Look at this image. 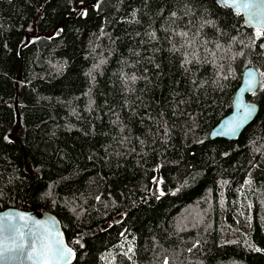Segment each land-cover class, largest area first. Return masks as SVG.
Listing matches in <instances>:
<instances>
[{
  "label": "trees",
  "instance_id": "trees-1",
  "mask_svg": "<svg viewBox=\"0 0 264 264\" xmlns=\"http://www.w3.org/2000/svg\"><path fill=\"white\" fill-rule=\"evenodd\" d=\"M248 67L258 117L211 140ZM8 209L74 264H264V33L215 0H0Z\"/></svg>",
  "mask_w": 264,
  "mask_h": 264
},
{
  "label": "water",
  "instance_id": "water-1",
  "mask_svg": "<svg viewBox=\"0 0 264 264\" xmlns=\"http://www.w3.org/2000/svg\"><path fill=\"white\" fill-rule=\"evenodd\" d=\"M219 6L231 10L234 15L242 16L244 26L253 30L256 34L264 33V0H215ZM249 3L251 7L244 8L243 4ZM251 80V87L249 81ZM261 77L259 71L254 67H248L242 78V83L237 90L233 111L225 117L210 133L211 140L223 139L227 141H238L243 132L256 120L259 115V106L248 100V96L254 95L260 88ZM241 103L251 106L253 111L250 116L244 118L241 112ZM242 120V123L234 131H228L227 125L232 121ZM24 217V219H20ZM7 218V219H6ZM14 225L23 232V238L17 239L16 243H23V255L7 253V258L0 257V264H74L77 252L72 248L66 238L60 220L49 212L23 211L8 209L0 212V228L8 224ZM5 243L11 244L8 232H0V248ZM35 243V253L32 259H28V252L32 251ZM51 252L46 255L48 249ZM57 248L70 249L64 257L53 255ZM16 257V258H12Z\"/></svg>",
  "mask_w": 264,
  "mask_h": 264
},
{
  "label": "snow or ice",
  "instance_id": "snow-or-ice-1",
  "mask_svg": "<svg viewBox=\"0 0 264 264\" xmlns=\"http://www.w3.org/2000/svg\"><path fill=\"white\" fill-rule=\"evenodd\" d=\"M243 7L249 8V7H251V5L249 3H244ZM257 35H260V33L258 32ZM249 87H251V80L249 81ZM240 107H241L242 116L244 118H247L248 116H250L252 114L253 109L251 106H244L241 103ZM240 123H242V120L230 122L227 125L228 131H230V132L234 131L239 126ZM5 139H7V137H5ZM161 195H163V193H161ZM20 219H24V217H20ZM0 232H8L9 238L12 240V243L10 245L5 243V245L2 248H0V257L7 258V256H6L7 253H16V252H18L20 255H23V249H24L25 245L23 243H19V244L16 243V240L18 238L22 240L23 232L20 229L16 228L14 225H11L10 223L8 225H5L4 227L0 228ZM50 252H51V249L49 248L46 252V255ZM68 252H70V249L57 248L55 250V253H53V255L59 256V257H64L65 254ZM34 253H35V243H33L32 251L28 252V254H27L28 259H32ZM12 258H16V257H12Z\"/></svg>",
  "mask_w": 264,
  "mask_h": 264
}]
</instances>
